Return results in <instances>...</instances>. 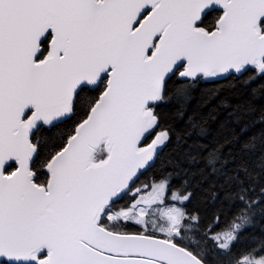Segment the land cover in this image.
Masks as SVG:
<instances>
[{
  "label": "snow or ice",
  "instance_id": "obj_1",
  "mask_svg": "<svg viewBox=\"0 0 264 264\" xmlns=\"http://www.w3.org/2000/svg\"><path fill=\"white\" fill-rule=\"evenodd\" d=\"M0 264H264V0H0Z\"/></svg>",
  "mask_w": 264,
  "mask_h": 264
}]
</instances>
